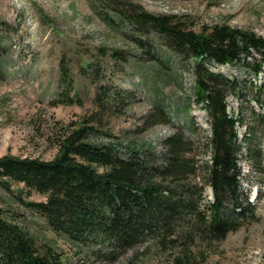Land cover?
<instances>
[{
	"label": "rangeland",
	"instance_id": "374dc122",
	"mask_svg": "<svg viewBox=\"0 0 264 264\" xmlns=\"http://www.w3.org/2000/svg\"><path fill=\"white\" fill-rule=\"evenodd\" d=\"M123 1L127 9L138 5L153 14H185L196 31L224 23L264 37V0ZM107 4L0 0V158L51 160L58 142L81 124L91 127L86 136L94 144H116L122 157L138 149L139 156H150L151 165L160 166L159 152L174 133L191 143L185 154L197 164L211 158V149L204 147L211 136L209 115L194 97L193 58L178 59L148 28L135 33ZM252 55L259 57L255 51ZM200 63L238 83L234 92L226 93L225 103L228 115L238 120L239 177L249 211L222 240L208 246L197 240L189 247L207 250L195 264H264V68L255 76L243 58L231 65L210 59ZM158 111L168 119L160 120ZM187 177V188L195 192L190 198L196 199L201 189L198 203H209L211 187L196 174ZM46 200L47 193L0 176V216L40 249L58 253L64 264H156L155 257L166 264L172 238L186 229L184 223L173 222L170 245L160 256L145 237L107 260L98 254L108 244L69 242L26 204Z\"/></svg>",
	"mask_w": 264,
	"mask_h": 264
},
{
	"label": "trees",
	"instance_id": "16d2710c",
	"mask_svg": "<svg viewBox=\"0 0 264 264\" xmlns=\"http://www.w3.org/2000/svg\"><path fill=\"white\" fill-rule=\"evenodd\" d=\"M104 1L121 22L131 23L135 33L148 28L178 59L193 58L194 97L209 115L211 136L204 147L211 149V158L197 164L185 154L191 143L183 140L181 133H174L159 152L160 166L151 165L150 156H139L138 149H130L128 156L122 157L116 144H94L86 136L91 127L81 124L58 142V153L51 160L0 158V176L21 182L28 190L47 193L45 202H27V206L44 215L49 227L69 242L108 244V252L98 254L101 258L110 260L145 237L152 240L153 254L160 256L170 245L176 221L184 223L186 229L172 238L165 263L195 264L207 250H200V245L189 247L194 241L208 246L222 240L242 224L249 211L239 177L238 120L228 115L225 103L226 93L234 92L238 83L200 61L231 65L243 58L256 76L264 68V37L224 23L201 26L196 31L185 14H153L138 5L127 9L123 0ZM116 93L118 96L120 91ZM158 115L162 121L168 119L166 112L158 111ZM260 119L264 123V113ZM254 165L258 166L257 161ZM188 174L200 176L211 187L213 199L209 203H198L201 189L196 199L190 198L195 192L187 188ZM1 184L6 187L5 182ZM155 259L159 264L160 257ZM0 264L64 263L58 253L48 247L40 249L17 225L0 216Z\"/></svg>",
	"mask_w": 264,
	"mask_h": 264
}]
</instances>
